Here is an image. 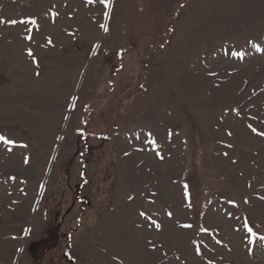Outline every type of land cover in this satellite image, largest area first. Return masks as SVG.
Instances as JSON below:
<instances>
[{"label": "rangeland", "instance_id": "obj_1", "mask_svg": "<svg viewBox=\"0 0 264 264\" xmlns=\"http://www.w3.org/2000/svg\"><path fill=\"white\" fill-rule=\"evenodd\" d=\"M252 128L264 0H0V264H264Z\"/></svg>", "mask_w": 264, "mask_h": 264}, {"label": "snow or ice", "instance_id": "obj_2", "mask_svg": "<svg viewBox=\"0 0 264 264\" xmlns=\"http://www.w3.org/2000/svg\"><path fill=\"white\" fill-rule=\"evenodd\" d=\"M89 2H91V0H89ZM29 23H35V21H29ZM102 27H104V26H102ZM105 31H107V28H106V27H105ZM28 55H29V56H32L33 54H32L31 52H29ZM249 127H251V126H249ZM251 130H252L254 133H256L257 135H264V133L257 132V130H256L255 128H252ZM0 141H2L4 144H12V143H14L13 141H11V140H9V139L3 137V136H0ZM153 143H154V141H153ZM157 155H159V153H157ZM161 158H162V157H161ZM184 187H185V189H187L188 186L185 185ZM185 195H187V192L185 193ZM140 215H141V216H144L145 213L142 212V213H140ZM168 215L171 216L172 214H171V213H168ZM153 224L155 225V227H156L157 229L160 228V225H159L158 223H156L155 221H153ZM181 227H183V228H191L192 225H190V224H184V225H181ZM245 227L248 229V232H249V234H250L251 236H253V237L256 236V234L252 231V229H251L250 227L247 226V223H245ZM201 231H207V229L201 228ZM259 239L264 240V237H259ZM250 242H251V241H250ZM197 254H199V248H197Z\"/></svg>", "mask_w": 264, "mask_h": 264}]
</instances>
